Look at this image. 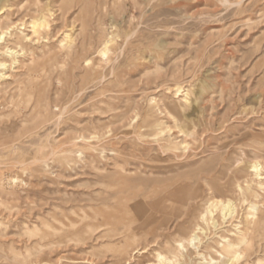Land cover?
<instances>
[{"label": "rangeland", "instance_id": "obj_1", "mask_svg": "<svg viewBox=\"0 0 264 264\" xmlns=\"http://www.w3.org/2000/svg\"><path fill=\"white\" fill-rule=\"evenodd\" d=\"M46 8L48 25L32 34ZM9 23L30 39L0 80V264L153 261L185 219L177 207L187 191L200 209L235 204L222 228L199 234L201 250L223 252L222 229L247 217L255 230L247 208L264 214V0H0V25ZM253 161L263 186L247 190ZM262 234L233 264H264Z\"/></svg>", "mask_w": 264, "mask_h": 264}, {"label": "bare ground", "instance_id": "obj_2", "mask_svg": "<svg viewBox=\"0 0 264 264\" xmlns=\"http://www.w3.org/2000/svg\"><path fill=\"white\" fill-rule=\"evenodd\" d=\"M52 14L53 13L49 8L40 10L38 12V15L30 20L31 33L37 34L39 28L47 26L48 17H50ZM64 37L65 40H71V36L69 34H66ZM29 39L30 37L27 34L23 33L22 29L18 28V25H12L10 23L0 25V80L6 77V71L13 68V65L19 63L17 57L22 53L25 42ZM109 41L110 40H107L108 43ZM63 44L64 43H61L60 46L63 47ZM106 51L107 48L105 46L102 50V54L105 55ZM180 92H183L182 87L175 88L176 95ZM188 99L189 91L185 90V92H183L182 100L186 103ZM20 103L23 104V101H21ZM181 106L184 105L182 104ZM168 107L170 108V112L180 119V131H182L185 135L188 134L190 123L187 120L185 113L182 111V107L180 108L174 104L168 105ZM246 169L250 177V179L245 180L246 189L250 190L252 183L256 184L259 188H262L263 173L261 172V163L258 161H253L246 165ZM11 181L15 182V178H13ZM211 184L212 187L217 190H222L223 188H225V186L220 185L216 180H212ZM236 187L238 191H240L243 201H247V194L246 191L243 190V187L239 183L236 184ZM255 196H259V194H256ZM197 197L198 195H196L195 193L187 191L185 195L179 198L180 200H178L177 207V211L179 213L177 216L182 217L183 215H185V219L179 225L174 237L171 240H166L163 250L155 249L154 260L148 261L145 264H233L240 257L241 246H248L253 235H261L264 232V214L260 215V213H258L259 210L256 202L249 201L247 210L249 215L254 216L252 221L256 227L255 230L249 229V235L246 232V228L248 227V223L250 222L249 218L247 217L245 220V227L243 228L241 227L242 225L240 224V221H238V223L232 224L230 227L228 225L227 228L222 229L219 237L223 241V243L221 244L224 250L223 252L217 250L216 248H213L212 246H207L206 250H201L199 247L201 240L199 234L205 233L209 228L217 229L218 227H221V224L226 223L227 220L233 218L235 213V204L229 197H224L216 199L214 201H210L206 206L204 205L205 207L203 206L204 208L202 207L200 209L195 204V202H198L196 201ZM188 205H190L191 209L189 211H185V208ZM214 212L218 213L217 217H215ZM198 221L203 223V225H201ZM58 222L62 224V222ZM107 222H110V219ZM128 222H124L126 226L130 223ZM69 224L75 225L72 220H69ZM105 224L106 223L96 224L95 227H90V229L91 231H94L101 225ZM46 225H48V228L51 231H55L57 229L52 225ZM108 233L110 232L108 231ZM114 234L112 232L109 235L114 236ZM210 250L215 252L218 257L214 258L210 254ZM144 252L145 250L143 248H139L136 249L133 253L143 254ZM122 255L124 258L127 256V258L125 259L127 260L128 257L132 255V252L128 254L124 252V254Z\"/></svg>", "mask_w": 264, "mask_h": 264}]
</instances>
